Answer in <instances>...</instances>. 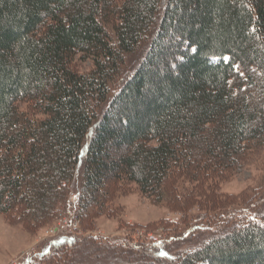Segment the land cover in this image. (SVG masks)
Masks as SVG:
<instances>
[{
    "label": "trees",
    "instance_id": "16d2710c",
    "mask_svg": "<svg viewBox=\"0 0 264 264\" xmlns=\"http://www.w3.org/2000/svg\"><path fill=\"white\" fill-rule=\"evenodd\" d=\"M77 57L92 69L77 71ZM257 146L264 0H0V215L30 231L49 223L79 175L76 217L88 227L114 216L122 182L176 212L207 202L211 218L226 204L221 181ZM141 259L264 264V209L173 259Z\"/></svg>",
    "mask_w": 264,
    "mask_h": 264
},
{
    "label": "rangeland",
    "instance_id": "374dc122",
    "mask_svg": "<svg viewBox=\"0 0 264 264\" xmlns=\"http://www.w3.org/2000/svg\"><path fill=\"white\" fill-rule=\"evenodd\" d=\"M144 47L128 56L125 74L137 66ZM74 67L86 73L92 69V62L88 58L80 62L77 57ZM119 85H111L110 93L114 95ZM21 107L24 109V105ZM240 166L218 186L220 195L225 197L221 202L226 204L215 207V217L210 218L205 212L210 208L207 202L199 208L176 212L154 204L135 183L122 182L123 191L117 193L111 205L114 216H99L90 221L89 227L76 217L78 175L49 223L30 231L16 222L15 215H0V264H140L144 253L160 249L173 259L183 250L198 247L235 226L259 223L264 209V149L257 146L247 150ZM185 187L194 190L193 183ZM60 237H71L75 242L59 251L50 249ZM48 249L47 256L45 253L40 257Z\"/></svg>",
    "mask_w": 264,
    "mask_h": 264
},
{
    "label": "built area",
    "instance_id": "2783aa9c",
    "mask_svg": "<svg viewBox=\"0 0 264 264\" xmlns=\"http://www.w3.org/2000/svg\"><path fill=\"white\" fill-rule=\"evenodd\" d=\"M73 205V204H72ZM73 207H74V205H73Z\"/></svg>",
    "mask_w": 264,
    "mask_h": 264
}]
</instances>
